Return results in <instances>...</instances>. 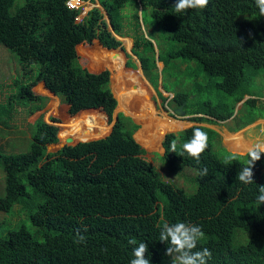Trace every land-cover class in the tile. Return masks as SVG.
Segmentation results:
<instances>
[{
  "label": "trees",
  "instance_id": "trees-1",
  "mask_svg": "<svg viewBox=\"0 0 264 264\" xmlns=\"http://www.w3.org/2000/svg\"><path fill=\"white\" fill-rule=\"evenodd\" d=\"M66 1L22 0L12 11L15 0H0V45L17 53L27 72L32 64L38 65L35 77L19 87L7 106L12 109V104L42 101L35 107L38 112L45 106L44 98L52 94L66 108L50 116V121L42 115L37 118L26 152L0 154L5 171L0 209L9 210L25 200L26 185L43 199L30 212L36 233L22 226L0 237V264H130L134 257L128 240L133 238L147 243L145 258L150 264H171V257L165 255L167 244L159 240L164 222L199 225L205 235L194 250L211 251L206 264H264V204L258 207L256 202L258 189L264 185V153L254 162L253 183H242L237 174L246 164L247 152H228L227 159L219 158L212 149L219 133L194 124L165 134L161 158L171 169L195 168L196 191L185 193L162 179L140 145L147 140L156 148L161 139L152 142L143 126L134 138L139 125L123 112L117 113L109 133L106 128V118L112 117L117 101L120 106L121 100L136 105L135 89H124L123 83L118 86L116 100L109 84L110 70L115 75L113 83L121 75L128 84L134 82L139 70L123 77V53L105 49L95 51L94 57L108 64L109 71L97 74L84 68L76 51L79 44L92 37L106 49H116L121 41L108 30L100 8L93 7L77 21L79 10L68 8ZM97 1L114 32L132 38V53L162 100L167 98L158 89V82L161 79L162 88L172 92L164 84V76L178 60L196 61L207 75V85L197 84V90L233 98L232 103L224 99L192 102L193 90L172 92L168 105L182 107L185 114L192 115L190 121H227L235 119L242 107L256 105L257 98L245 99L250 95L249 81L264 70V16L255 0H209L203 9L180 13L175 11L176 0ZM145 18H150L158 38L145 32ZM131 58L129 54L126 67L136 68ZM158 62L162 63L160 71ZM151 106L150 113L156 108L154 103ZM87 109H100L107 115ZM7 114L10 118L14 113L3 106L2 128L10 125ZM68 116L59 123V138L55 122ZM134 117L144 119L150 128L158 121L155 117ZM256 119H246L242 127ZM197 127L208 136L199 160L187 152L181 155V146ZM106 133L103 138L64 145L53 152L47 149L59 139L88 140ZM172 142H176V153L171 152ZM205 167L208 174L200 177L198 172ZM77 230L85 242H75Z\"/></svg>",
  "mask_w": 264,
  "mask_h": 264
},
{
  "label": "rangeland",
  "instance_id": "rangeland-1",
  "mask_svg": "<svg viewBox=\"0 0 264 264\" xmlns=\"http://www.w3.org/2000/svg\"><path fill=\"white\" fill-rule=\"evenodd\" d=\"M95 3H85L83 8H80V12L77 16L78 21H82L83 17L86 13L91 9L93 4L98 6L102 12H104L99 5L98 1L95 0ZM22 0H15L14 6L12 7V11L15 10L17 5H21ZM82 9V10H81ZM76 10V9H72ZM85 13V14H84ZM105 21L107 22V28L112 32V34L121 41V46L116 49H106L101 44L97 42L95 38H89L87 41L79 44L76 48L77 55L79 57V62L81 65L93 73H100L104 70H110L108 64H105L101 61L96 60L94 57L95 51L96 52H103L105 50L110 51H121L124 55V63L122 65V72L123 77L124 75H130L132 71H138L136 73V79L132 83H125L122 80L121 75H118L116 80L112 81V78L115 77L114 73L109 72V81H110V88L113 94L117 96L118 100V86L120 84L124 85V89L131 87L135 89L136 96L134 100L136 101V105L131 104V102H125L121 100L123 104L120 106V102L117 101V107L112 115L111 118H106L108 133L110 132L112 123L114 121V116L118 112H123L126 116H129L134 122L139 125V128L134 132V137L136 136L137 131L143 126L145 129V135L152 142H159L161 141L160 146L156 148H152L150 146L151 143H148L147 140H144V146L140 144L144 149L147 151L146 158L148 161L152 163V165L156 168V170L160 173L162 179L171 183L175 187L181 189L185 193H193L197 189L196 177H197V170L192 167L182 166L181 168L171 169L161 158L162 153L164 152L162 147V140L164 135L169 132H177L181 129L187 128L191 125L196 124L195 122L189 121L188 117L186 116L184 110L181 109H169V107H175L174 104H166V100H162L156 93L155 89L152 85L148 82L146 77L142 74V68L138 60L135 59L133 54L131 53L132 47V39L124 38L114 32L112 25L110 24L109 17L104 16ZM150 18H145V32H153L158 38V32H155L154 28L150 25L148 21ZM141 20V19H140ZM149 32V33H150ZM128 53L131 54L133 62L136 64V68H128L126 67V62L128 58ZM159 71L162 68V63L158 62ZM31 70L27 72V68H23L19 56L14 51L10 50L4 44L0 45V110L3 106H6V110H11L14 114H11V117L8 118L5 115L6 121L10 124L6 127L0 126V154H17L21 152H26L31 144L32 140V133L37 123L36 120L41 115L45 121H50V116H57L65 110V105L62 104L59 97L54 96L52 94L47 95V98H44V108L39 110L38 112L35 111L37 108L36 105L40 104L42 101H24L22 103H16L15 105L12 104V109L9 108L7 105L10 103L12 95L19 93V87L33 79L37 73L38 65L32 64L30 66ZM108 70V71H109ZM174 70V71H173ZM170 69L168 73L164 76V84L168 87L172 92H184V91H192L190 95V101L192 102H202L211 100L212 102H216L217 100L224 99L227 103H232L233 98L230 96H224L221 93L216 91L206 92L205 89L201 91V89L197 90L195 88L197 84L207 85L208 77L207 75L201 70L199 64L196 61H188L182 62L178 60L176 62V66L174 69ZM128 71V72H126ZM131 72V73H132ZM174 73V75H173ZM220 80V78H217ZM162 80L160 79L158 82V89L161 88ZM196 84V85H195ZM35 87H33L34 92H36ZM122 88V86H121ZM248 89L250 95L247 97H254L257 98L256 105L253 108H245L242 107L239 112L237 113V109L240 106L238 103L234 108V116L237 113L235 119L230 120L228 122H214L217 126V132L221 134L223 129H227L229 131L238 130L239 127H242L246 123V119H264V70L260 71V73L252 78L248 83ZM201 91V92H200ZM162 94L167 98L170 99L172 94L170 92H166L161 90ZM155 105V112L154 114H147L145 111L146 109L151 108V103ZM58 104V105H57ZM146 105V106H145ZM54 106H58L59 109L54 110ZM145 106V107H144ZM15 107V108H14ZM47 107V108H46ZM15 109V110H14ZM35 111V112H33ZM91 113H98L102 112L99 109H88V112ZM33 112V113H31ZM131 114H129V113ZM105 114V113H104ZM33 115V116H32ZM134 115L137 117H155L158 121L154 124V128L147 127L144 123V119L137 120ZM178 116H181L179 118ZM139 117V118H140ZM233 117V116H232ZM69 118L66 117L64 120L55 122L57 126L59 123H64ZM170 118V119H169ZM3 121L4 119L1 118ZM172 119V120H171ZM256 119L253 123L249 124L247 127H243L239 133L235 134H223L217 136L213 141L212 149L217 154V156L221 159H227L228 152H234L243 154L244 151L250 146L255 145L256 143H264V120ZM205 125V123H203ZM208 124V123H206ZM206 126V125H205ZM211 128V127H210ZM215 130V129H214ZM239 131V130H238ZM236 131V132H238ZM60 132V126L58 130V137ZM108 133L103 134L102 136H97L92 139L88 140H74L72 137H68L67 140H60L57 143H52L47 146L48 151L53 152L64 145H74L78 142L82 141H89L98 138L105 137ZM244 133L247 137L249 136L248 142L244 141V137L242 135ZM251 133V135H248ZM60 138V137H59ZM241 152V153H240ZM27 195L24 197L25 200L17 201L9 210H1L0 209V237H5L8 232L15 231L20 227L24 226L32 233H36L35 227L32 225L30 219V212L37 209L38 205L43 201L40 196H37L31 189L29 185H26ZM5 195V171L0 160V198ZM42 237H40L41 239Z\"/></svg>",
  "mask_w": 264,
  "mask_h": 264
},
{
  "label": "clouds",
  "instance_id": "clouds-1",
  "mask_svg": "<svg viewBox=\"0 0 264 264\" xmlns=\"http://www.w3.org/2000/svg\"><path fill=\"white\" fill-rule=\"evenodd\" d=\"M208 2L209 0H176L174 7H175V11L177 13H180V12H185L188 9H195V8L203 9L208 5ZM85 3H91L92 5L93 2H90V0H85ZM255 4L259 10L260 15L264 16V0H255ZM95 5L96 4H93V6H91V9L93 7H98ZM103 13L104 16L107 15L105 11ZM134 57L136 59L135 55ZM159 90L160 91L164 90L162 88V85L161 88H159ZM170 93L172 94L173 97V93L172 92ZM172 97H170V99ZM170 99H166L165 102L167 105ZM170 108L172 109L173 107H169V109ZM173 109H177V108H173ZM186 116L190 118V116L192 115L186 114ZM178 117L181 118V116ZM221 122L224 121H220V123ZM195 123L197 125L198 124L204 125L203 123H199V122H195ZM207 140H208V136L205 131H203L198 127L194 128L191 138L181 146L182 148L181 155H183L184 152H187L190 156H192L196 160H199L201 154L207 148ZM176 147H177L176 142H172L171 152L176 153ZM261 153H264V143H256L255 145L247 149L248 159L246 161V164L241 166V170L237 174V178L239 179L240 182L253 183L252 169L254 167V162L260 159ZM207 174H208V169L206 167L200 169L198 172V175L200 177H205L207 176ZM258 193L259 194L256 197V202H257V206L259 207L261 204H264V185H260L258 189ZM204 235L205 234L199 225L188 224L185 222H176L172 224H169L168 222H164L160 229L159 240L167 244L165 255L171 257V264H206L207 259L211 258L212 255L211 251L208 248H202V250H194L197 248L198 241L201 240L204 237ZM85 240H86L85 236L80 234L79 230H77L75 242L83 243L85 242ZM128 244L133 246L132 254L134 258L130 260V264H150L149 259L145 258V253L148 251L147 243H145L144 241H140L138 243L137 240L133 238L128 240Z\"/></svg>",
  "mask_w": 264,
  "mask_h": 264
},
{
  "label": "crops",
  "instance_id": "crops-1",
  "mask_svg": "<svg viewBox=\"0 0 264 264\" xmlns=\"http://www.w3.org/2000/svg\"><path fill=\"white\" fill-rule=\"evenodd\" d=\"M128 38V37H127ZM131 39V38H130ZM230 120H233V118H230V119H228L227 121H224V122H228V121H230ZM258 120H264V119H258ZM251 124V123H250ZM207 127H211V128H213V129H215L216 131L218 130V128H217V126L215 125V124H212V123H209V124H205ZM249 125V124H248ZM247 125V126H248ZM247 126H244V128L245 127H247ZM241 128H243V127H241ZM241 128H238V130H235V131H229V130H227V129H223L222 130V132H221V134L220 135H223V134H228V135H230V134H235V133H239L241 130H243V129H241ZM236 131H238V132H236ZM242 135H243V137H244V141H246V142H248V141H250L249 140V136L247 137L244 133H242ZM248 135H251V133H248ZM248 143H250V142H248ZM247 152V149L244 151V153L243 154H245ZM234 153V152H233ZM241 153V152H240ZM237 154H239V153H237Z\"/></svg>",
  "mask_w": 264,
  "mask_h": 264
},
{
  "label": "built area",
  "instance_id": "built-area-1",
  "mask_svg": "<svg viewBox=\"0 0 264 264\" xmlns=\"http://www.w3.org/2000/svg\"><path fill=\"white\" fill-rule=\"evenodd\" d=\"M84 2H85V0H67L66 1V5H67L68 8H70V9H76V10H79V12H80V8H83ZM76 19H77V17H76Z\"/></svg>",
  "mask_w": 264,
  "mask_h": 264
},
{
  "label": "bare ground",
  "instance_id": "bare-ground-1",
  "mask_svg": "<svg viewBox=\"0 0 264 264\" xmlns=\"http://www.w3.org/2000/svg\"><path fill=\"white\" fill-rule=\"evenodd\" d=\"M127 38V37H126ZM128 38H130V37H128ZM132 39V38H131ZM132 44H133V40H132ZM133 46V45H132ZM131 53H132V47H131ZM130 54V53H129ZM133 54V53H132ZM131 55V54H130ZM134 56V55H133ZM116 95V94H115ZM117 97V96H116ZM153 103V102H152ZM151 103V104H152ZM146 106V105H145ZM144 106V107H145ZM153 106H151V108H152ZM151 108H149V109H146L145 111L147 112V114H154V112L156 111V110H154L152 113H150V112H148V110H150Z\"/></svg>",
  "mask_w": 264,
  "mask_h": 264
},
{
  "label": "water",
  "instance_id": "water-1",
  "mask_svg": "<svg viewBox=\"0 0 264 264\" xmlns=\"http://www.w3.org/2000/svg\"><path fill=\"white\" fill-rule=\"evenodd\" d=\"M107 16V15H106ZM178 109H181V107L180 108H178ZM126 115V114H125ZM116 119H117V114L114 116V121H113V123H112V126H113V124H114V122L116 121ZM111 126V127H112ZM134 136V135H133ZM135 138V137H134ZM136 140V139H135ZM137 141V140H136ZM138 142V141H137ZM139 143V142H138Z\"/></svg>",
  "mask_w": 264,
  "mask_h": 264
}]
</instances>
